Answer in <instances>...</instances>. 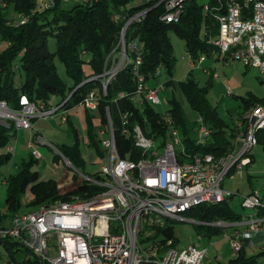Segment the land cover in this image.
Returning a JSON list of instances; mask_svg holds the SVG:
<instances>
[{
	"label": "built area",
	"instance_id": "2783aa9c",
	"mask_svg": "<svg viewBox=\"0 0 264 264\" xmlns=\"http://www.w3.org/2000/svg\"><path fill=\"white\" fill-rule=\"evenodd\" d=\"M150 1L140 0L144 7L134 14H129L127 6L114 15V21L122 23L118 43L105 61L107 69L94 78L100 80V91L89 92L81 102L85 110H98L99 100L106 96L108 85L126 68L134 85L132 90L122 91L117 97L137 107L145 103L152 107L160 104V90L148 87L142 74V57L137 37L131 36L135 29L132 26L141 23L147 13L160 4H163V13L159 20L177 24L191 0H159L148 7ZM214 3L201 5V12L217 27L216 35L208 40V44L218 50L215 58L222 63L238 61L256 70L264 82V0H214ZM205 59H191V69L198 68ZM159 73L157 70L155 74ZM18 105L19 108L13 109L0 101V125L15 131L31 130L33 118H52L63 104L47 109L21 96ZM105 115V128L97 131L101 136L106 134L100 141L102 165L95 178L84 176L87 190L68 201L40 205L34 211L14 213L3 219L0 249H6L1 242H14L40 264H201L207 249L195 243L178 249L173 238H166L162 244L158 242L143 249L140 234L145 227H151L153 232L164 229L163 220L183 221L182 214L200 205L219 204L233 197L234 194L222 189V182L229 176H242L251 164L253 150L258 145L256 134L264 130V104L250 106L243 113L234 124L235 135L227 151L220 156L188 154L174 120L166 112L161 115L167 127L166 136L149 138L135 125L131 129L133 145L141 151V156L135 160L123 159L115 146L109 107L105 108ZM131 116L129 110L121 111L123 128H128ZM60 120L66 122L65 114ZM196 128L195 145L203 146L211 140V131L200 117ZM128 132L129 129L124 130ZM156 140L161 143L154 147ZM37 141L51 146L41 137ZM27 148H32L31 143ZM6 149L7 154H13L12 146ZM32 156L40 158L36 151ZM241 206L253 212L239 222H198L207 227L232 228V232L223 233V237L230 239L235 254L244 242L252 243L257 235L264 234V216L257 213L264 207V200L257 192H252L242 198ZM197 240H201V236H197ZM1 258L0 264H15L10 256Z\"/></svg>",
	"mask_w": 264,
	"mask_h": 264
},
{
	"label": "trees",
	"instance_id": "16d2710c",
	"mask_svg": "<svg viewBox=\"0 0 264 264\" xmlns=\"http://www.w3.org/2000/svg\"><path fill=\"white\" fill-rule=\"evenodd\" d=\"M132 0H95L91 3H78L70 9H62V0H52V5L44 11H37V0H0V101L13 109L19 108L18 102L21 96H26L29 101L45 108H52L48 103L51 95H61V99L55 107L62 105L65 109L71 105V101L77 94L87 95L89 92H99L101 84L99 79H94L81 87L82 82L96 78L107 69L105 65L107 57L114 51L118 43V34L122 23L114 21V15L118 14L122 8H126ZM159 0H151L148 7L154 6ZM144 6H129V14H134ZM11 10L12 17L8 16L7 10ZM163 4L150 10L145 18L132 28H137L138 46L142 57V74L147 82L157 78L161 71L172 74L173 57L171 55V44L168 39V30H173L185 41L186 51L191 55L193 61L201 57H215L218 50L208 44V40L217 33L216 24L205 18L201 12V6L191 0L186 6L179 23L168 24L159 20L163 13ZM17 16V17H14ZM205 23L207 27L204 39L199 36L200 28ZM55 40L56 51L49 52L47 47L48 37ZM56 57L64 66L71 86H67L59 78L54 64ZM18 59V68L23 72V81L16 85L14 81V63ZM87 65L89 71L84 72L83 66ZM157 70L160 73L155 74ZM117 83L114 87L113 84ZM134 80L126 68L121 70L116 79L107 87L106 96L99 100L97 113L98 125L94 123V115L85 112V128L87 135L84 139L86 145L93 148L97 156L103 157L100 141L96 140L95 129L105 128L107 119L105 108L109 106L111 100L116 99L117 94L122 91L132 90ZM78 87V88H77ZM77 88V89H76ZM67 90V93L65 94ZM74 91L70 98L68 96ZM181 91L190 107L200 114V118L211 131V140L203 146L195 145L196 136L189 137L191 132L184 116L182 115L179 103L172 100L170 114L179 130L188 154H212L220 156L227 151L230 140L235 135V128L217 117L206 100L204 92L193 82L181 83ZM246 106L243 113L256 104H264L262 100L243 99ZM123 110L127 109L132 113L129 119V132L123 133L114 129L115 146L119 156L123 159H138L141 151L133 145L132 128L139 125L149 138L165 137L167 127L162 122L161 114L157 113L152 106L145 103L140 107L131 102H124ZM110 110V108H109ZM242 113V115H243ZM241 115V116H242ZM238 118V120L241 118ZM73 134V144L62 147V154L73 164L82 166L84 164L80 157L77 134L74 125L66 117ZM209 123L213 124L212 127ZM95 128V129H94ZM102 130V129H101ZM14 128H7L0 125V148L7 147L15 139ZM74 135L75 145H74ZM258 145L264 150V130L256 134ZM10 159L9 154L0 155V168ZM36 159L31 155L30 162L21 163L18 174L5 180L10 184L6 206L17 213L19 207L16 190L20 189L21 183L30 184V192L33 196L31 203L34 211L38 206L50 204L57 201H68L76 196H82L87 190V185H81L65 195L58 193L57 184L53 180L38 181L37 173L30 174L29 167ZM29 211V212H31ZM259 216H264V207L258 212ZM12 214V215H13ZM187 215L196 217L197 222H216L224 220L228 222H239L242 215L232 213L228 205V199L219 204L200 205L187 212ZM9 216L0 214V222ZM202 226V224H200ZM204 226V225H203ZM209 232L218 236L223 233V228L207 227ZM157 235L164 238L172 237L170 226L164 229H156ZM165 239L159 241L160 244ZM174 240V239H173ZM175 242V240H174ZM176 243V242H175ZM245 243V242H244ZM6 249L10 252L11 246L18 245L14 242L5 241ZM246 245V244H245ZM19 248V247H18ZM20 249V248H19ZM36 259V258H35ZM254 257L247 259L244 252V244L237 253V258L229 261L228 264H253ZM36 264H40L37 259Z\"/></svg>",
	"mask_w": 264,
	"mask_h": 264
},
{
	"label": "rangeland",
	"instance_id": "374dc122",
	"mask_svg": "<svg viewBox=\"0 0 264 264\" xmlns=\"http://www.w3.org/2000/svg\"><path fill=\"white\" fill-rule=\"evenodd\" d=\"M51 0H37L36 10L41 12L51 7ZM80 3L79 0H68L62 2V9H70L72 6ZM198 6L203 4L215 5L214 0H195ZM140 5V0H132L128 6ZM8 16L12 17L11 10L8 9ZM17 17V16H14ZM207 27L205 23L200 28L199 36L204 39ZM208 33V32H207ZM137 28L131 32L132 37H136ZM168 39L171 44V55L173 57L172 74L161 71L157 78L150 79L146 82L148 87H158L160 90L158 98L160 104L153 105V109L163 115L171 109V102L175 100L179 103L188 129L191 130L189 137L197 135V119L200 114L194 111L184 98L181 91V83L193 82L201 89L208 101L211 109L217 114V117L224 121L226 125L233 126L238 118L242 115L245 109L243 99L262 100L264 101V82L259 77L254 69H249L243 66L238 61L228 60L226 63L218 61L215 57H207L205 62L196 69H191V55L187 53L185 41L180 38L173 30H168ZM47 47L49 52L56 51L55 40L53 37H48ZM56 71L61 81L68 87L71 86V80L68 78L63 64L54 57ZM18 59L14 63V81L16 85H20L23 81V72L18 68ZM84 72L88 73L87 65L83 66ZM206 70L207 72H204ZM114 87L117 83L113 84ZM230 93V95L228 94ZM67 93V90L65 94ZM85 95L77 94L71 101L72 107L67 116L71 119L74 125V131L79 140L78 148L80 157L84 164L82 166H73V164L62 154V147L73 144V134L69 125L62 124L60 117L66 115L65 109H60L52 118H39L31 121L32 130L16 131L15 139L10 142L14 152L10 155L7 163L0 168V214L11 216L12 210L6 206L8 196L9 182L5 180L10 177H15L18 174V168L21 163L30 162V157L33 151L39 153L40 158L31 163L29 173H37L38 181L53 180L57 184L58 193L65 195L73 189L87 185L84 176L95 178L102 165V160L95 153L94 149L84 143L87 135L85 128V108L79 107V103L84 99ZM61 99V95H51L48 103L51 107H55L56 103ZM127 100L119 99L118 97L111 100L109 104L110 114L114 129L122 131L128 128H123L121 110L125 106L123 104ZM74 110V112H73ZM89 112V111H88ZM94 115V123L98 125L97 113ZM212 127L213 124L209 123ZM95 129V128H94ZM104 128H96L95 132ZM107 130V129H106ZM41 137L49 142V145H41L37 138ZM106 137V134L101 136L96 135V140L101 141ZM74 135V145H75ZM182 139V136H181ZM44 142V141H43ZM42 142V143H43ZM183 142V139H182ZM31 143L32 148L27 149L26 145ZM161 140H156L154 147L159 146ZM178 152L179 148H175ZM7 154V149L0 148V155ZM251 164L245 168L242 176H229L222 182V189L230 192L233 195L228 199V205L232 213L242 215V220L246 219L248 214L253 210L243 209L241 206L242 198L252 192H257L264 200V150L261 145H257L251 156ZM19 207L17 213H27L33 210L31 203L33 196L30 192V184L21 183L20 189L16 190ZM183 221L178 220H163L164 228L170 226L172 228V237L175 240L176 247L182 249L187 245L195 243L199 248L207 249V254L201 264H228L229 261L237 258L231 248L230 239L223 237V233H231L232 228L223 229V233L214 236L209 232L207 226H200L197 219L193 215L182 214ZM197 236H201V240H197ZM264 238V234L262 235ZM164 238L161 234L157 235L151 227H145V230L140 234L139 240L142 248L157 244ZM246 244V243H245ZM244 244L245 257L250 259L254 257L253 264H264V239L257 240L252 245ZM250 244V245H249ZM20 248V249H19ZM16 245L11 246L12 256L17 264H36L35 257L25 251V249ZM263 249V250H262ZM2 256H9L6 249H0V263Z\"/></svg>",
	"mask_w": 264,
	"mask_h": 264
},
{
	"label": "crops",
	"instance_id": "0c3cea01",
	"mask_svg": "<svg viewBox=\"0 0 264 264\" xmlns=\"http://www.w3.org/2000/svg\"><path fill=\"white\" fill-rule=\"evenodd\" d=\"M205 62V61H204ZM203 62V63H204ZM201 65H203V64H201ZM82 102V101H81ZM81 102L78 104L79 105V107H81V108H83V106H81ZM71 105H69L64 111L66 112V117H68L67 116V112L72 108V107H70ZM73 112H74V110H73ZM90 113H93V112H90ZM95 113V112H94ZM69 118V117H68ZM34 119H39V118H33L31 121H33ZM70 119V118H69ZM71 120V119H70ZM72 122V121H71ZM62 124H67L66 122L65 123H62ZM33 128V127H32ZM32 130V129H31ZM24 131H30V130H24ZM85 143V142H84ZM42 145V144H41ZM26 148H27V145H26ZM28 149V148H27ZM263 234H259V235H257V237L252 241V243L254 242H256L257 240H262V239H264L263 238V236H262ZM252 243H250L251 245H252ZM245 244V243H244ZM246 244H248V243H246ZM249 244V245H250ZM263 250V249H262Z\"/></svg>",
	"mask_w": 264,
	"mask_h": 264
},
{
	"label": "water",
	"instance_id": "95a60500",
	"mask_svg": "<svg viewBox=\"0 0 264 264\" xmlns=\"http://www.w3.org/2000/svg\"><path fill=\"white\" fill-rule=\"evenodd\" d=\"M92 80H94V78H91V79H88V80L82 82L78 87H81L82 85H84V84H86V83H88V82H90V81H92ZM78 87H77V88H78ZM77 88H76V89H77ZM73 93H74V91L68 96V98L66 99V101L70 98V96H71ZM1 245H2V247L5 246V244H4L3 242H1ZM9 256H10L11 261L14 262L15 264H17V263L14 261L12 255H9Z\"/></svg>",
	"mask_w": 264,
	"mask_h": 264
},
{
	"label": "bare ground",
	"instance_id": "6f19581e",
	"mask_svg": "<svg viewBox=\"0 0 264 264\" xmlns=\"http://www.w3.org/2000/svg\"><path fill=\"white\" fill-rule=\"evenodd\" d=\"M13 257V256H12Z\"/></svg>",
	"mask_w": 264,
	"mask_h": 264
}]
</instances>
